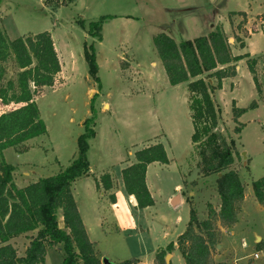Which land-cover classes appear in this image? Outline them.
Wrapping results in <instances>:
<instances>
[{
    "label": "rangeland",
    "instance_id": "374dc122",
    "mask_svg": "<svg viewBox=\"0 0 264 264\" xmlns=\"http://www.w3.org/2000/svg\"><path fill=\"white\" fill-rule=\"evenodd\" d=\"M263 13L264 0H0V30L6 37L48 31L61 61L52 86L29 85L32 96L24 100H33L46 133L28 142L26 152L3 154L15 165V184L22 186L66 167L75 154L83 121L94 115L95 136L87 151L91 172L74 181L72 194L100 259L113 264L136 258L137 264H152L155 253L172 243L168 264H185L176 239L185 229L189 209L195 208L198 220H204L209 206L219 209L220 199L216 175L201 176L193 153L186 83L168 84L153 38L164 32L179 43L206 36L219 26L233 55L248 52L258 58L255 68L261 89L256 90L241 59L211 94L220 131L233 140L235 160L230 168L244 186L237 222L230 228L214 224L217 240L211 253L221 264H264V247L254 242L256 236L264 240V205L252 192V182L264 176ZM103 16L112 18L102 22L97 40L87 30L90 22ZM90 44L97 81L84 59ZM7 67L4 82L13 80L20 95L28 72L11 63ZM253 100L256 107L240 115L235 133L232 106L245 108ZM15 106L2 104L0 112ZM88 126L92 128V123ZM156 142L164 146L169 161L148 165L145 180L153 205L142 207L137 187L128 184V166L135 150ZM104 173L112 181L108 191L99 181ZM177 194L182 201L171 207ZM59 226H63L60 216ZM9 243L20 256L28 239L18 236ZM59 248L47 249L43 264H60Z\"/></svg>",
    "mask_w": 264,
    "mask_h": 264
},
{
    "label": "trees",
    "instance_id": "16d2710c",
    "mask_svg": "<svg viewBox=\"0 0 264 264\" xmlns=\"http://www.w3.org/2000/svg\"><path fill=\"white\" fill-rule=\"evenodd\" d=\"M238 13L242 14L241 11ZM108 18L112 16H103L90 22L87 30L89 35L100 40L102 22ZM243 45L241 43L240 46ZM153 46L168 84L176 86L186 83L193 128V153L198 158L201 176L216 175V191L220 199L219 209L215 211L209 206L204 220H198L195 208L189 209L185 229L176 239L177 249L185 264H221L213 260L211 253L217 240L214 224L218 222L220 226L230 228L237 222L244 186L238 173L230 168L235 160L231 147L233 140H227L220 131L218 108L211 94L222 87L226 72L241 59L245 60L253 84L259 91L261 87L255 68L258 58L247 52L233 55L219 26L206 36L179 43L169 34L161 32L154 36ZM260 57L264 76V53ZM84 59L89 75L97 81L98 66L91 44L84 49ZM8 63L20 72H28L20 95L13 80L4 82ZM32 70H36L35 76L31 75ZM60 70L61 61L48 31L8 39L0 30V105H17L0 112V264H43L47 249L57 246L63 252L60 264H102L93 242L88 238L72 194L74 181L89 174L88 141L95 136V116L83 121V132L76 139V151L69 164L64 168L59 167L52 174L17 186L14 182L15 165L7 162L3 155L8 150L26 152L28 142L46 133L45 123L33 100H24L32 96L29 85L36 87L35 84L43 83L52 86ZM256 105L253 100L245 108L232 106L233 120L237 123L235 133L240 129L237 119L247 108L253 109ZM90 110L94 112L92 103ZM89 122L92 128L88 126ZM168 161L166 150L160 142L134 151L133 161L128 166L127 181L137 187L142 207L153 205L145 180L147 166L151 163L167 164ZM99 181L104 190H111L112 181L108 173L102 174ZM252 192L255 200L264 205V176L252 182ZM110 199L114 202L113 194ZM59 216L63 226H59ZM18 236L28 239L27 247L20 256L9 243ZM256 247L263 248L264 240L256 243ZM171 248L172 243L158 250L152 264H165L164 257ZM137 263L136 258H129L113 264Z\"/></svg>",
    "mask_w": 264,
    "mask_h": 264
},
{
    "label": "water",
    "instance_id": "95a60500",
    "mask_svg": "<svg viewBox=\"0 0 264 264\" xmlns=\"http://www.w3.org/2000/svg\"><path fill=\"white\" fill-rule=\"evenodd\" d=\"M91 171L89 170L88 171V173H90ZM178 197H179V195L177 194L176 196H174L173 198H172V201H171V207H174L175 206V204L178 202ZM260 241V238L258 237V236H256V238H255V243H258ZM60 249V248H59ZM170 257V254H166L165 255V264H168V258ZM108 263V261H107V259H103L102 260V264H107Z\"/></svg>",
    "mask_w": 264,
    "mask_h": 264
},
{
    "label": "crops",
    "instance_id": "0c3cea01",
    "mask_svg": "<svg viewBox=\"0 0 264 264\" xmlns=\"http://www.w3.org/2000/svg\"><path fill=\"white\" fill-rule=\"evenodd\" d=\"M261 21H264L263 19L261 20ZM245 53V52H244ZM248 53V52H247ZM249 55H253V54H250L249 53ZM236 71L238 72V67H236ZM147 168H148V166H147ZM177 188V187H176ZM181 201H182V198H181V196L179 195V197H178V204H180L181 203Z\"/></svg>",
    "mask_w": 264,
    "mask_h": 264
},
{
    "label": "built area",
    "instance_id": "2783aa9c",
    "mask_svg": "<svg viewBox=\"0 0 264 264\" xmlns=\"http://www.w3.org/2000/svg\"><path fill=\"white\" fill-rule=\"evenodd\" d=\"M254 256H256V254H254Z\"/></svg>",
    "mask_w": 264,
    "mask_h": 264
}]
</instances>
